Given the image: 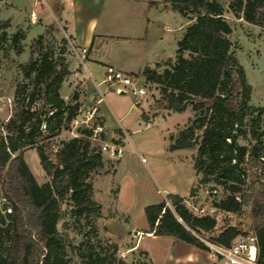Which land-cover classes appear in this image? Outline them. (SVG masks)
Returning <instances> with one entry per match:
<instances>
[{
    "label": "trees",
    "instance_id": "trees-1",
    "mask_svg": "<svg viewBox=\"0 0 264 264\" xmlns=\"http://www.w3.org/2000/svg\"><path fill=\"white\" fill-rule=\"evenodd\" d=\"M162 2L189 23L178 41L174 60L146 66L136 76L158 86L160 96L154 109L182 113L192 108L194 118L177 136H170L169 149L197 147L194 169L200 176L199 183L215 184L224 190V196L215 203L217 209L244 211L236 197H244V179L249 175L254 187L249 225L257 237V264H264V184L257 172H248L259 167L264 174V161L260 160L264 141L261 134L257 135V123L264 109L247 104L250 86L234 56L229 38L232 27L220 1ZM232 6L247 22H264V0H233ZM14 39L17 41L19 35ZM63 42L67 44L66 39ZM39 43L42 44L41 39ZM54 55V50L48 49L40 53L39 59L30 57L24 72L32 89L22 104L16 101V109L4 124L6 135L0 137V183L14 203L13 213L6 218L0 216V264H69L65 243L58 233L62 204L71 201L72 217L76 220L91 214L99 217L102 209L91 198V175L104 167L103 153L92 140L93 129L83 127L76 136L63 141L54 158L43 143L69 129L81 112L78 92L69 101L60 94L69 69L64 58ZM23 87L18 85V98L24 93ZM253 112H257L256 127L249 130ZM143 118L149 121L145 113ZM97 123L104 125L103 119L95 116L94 124ZM101 137L105 138V134ZM240 138L249 142L241 143ZM29 148L36 149L40 164L50 177L45 184L38 183L25 160L24 153ZM167 200L171 207L166 200L145 207L147 233L171 236L203 250L209 247L202 239L230 246L243 233L238 226L226 223L219 233L211 235L217 226L215 217L193 214L179 195L169 194ZM75 225L78 226L77 221ZM117 251V244L97 250L83 243L79 247L81 264L151 263L117 260Z\"/></svg>",
    "mask_w": 264,
    "mask_h": 264
},
{
    "label": "rangeland",
    "instance_id": "rangeland-1",
    "mask_svg": "<svg viewBox=\"0 0 264 264\" xmlns=\"http://www.w3.org/2000/svg\"><path fill=\"white\" fill-rule=\"evenodd\" d=\"M219 1L224 7L225 18L232 27L229 38L233 44L234 56L242 67L246 82L250 86L247 104L250 107H263L264 109V22L251 24L244 19L241 12H236L232 6L233 0ZM41 4L42 2L39 0H0V137L6 135L4 124L16 109V101L19 100L22 104L25 94L27 96L32 89V82L24 72L30 57L33 55L39 59L41 52L53 49L54 57L64 58L67 65L66 61L75 53L70 37L59 27L57 22L51 20V24L45 26L41 18L31 19L32 11L36 10L40 13ZM185 22L184 16L173 10L166 14L162 20L165 28L164 35L169 43L168 55H172V58L175 57L177 48H175V38L183 34ZM16 34L19 35L17 41L14 39ZM39 39L42 44H38ZM63 39L67 40V44L63 42ZM87 65L90 64L87 63ZM142 82H144L143 79ZM19 84L24 86V93L18 98ZM145 84L148 88V95L139 106H145L142 111L151 121L147 123V120L141 115V109L137 112L131 110L126 117L121 118L119 124L124 135L118 131L115 137L124 144V156L118 163L119 160L108 158L104 154V167L91 175L92 184L96 179L94 183L96 191L94 193L93 186L91 198L98 204L101 202L104 205V211H100V216L104 214L107 218L115 221V224L102 225L100 216L96 217L95 214L82 216L76 220L72 217L71 201L68 200L62 204L63 214L58 224V233L65 243L69 264H81L79 247L83 243L93 246L97 250L117 244L118 251L115 254L117 260L135 262L142 259L150 261L146 252L138 248L132 250L134 244L129 242L127 232L123 229L133 230L135 228L136 230L148 227L145 207L160 200L161 195L158 192L160 188L176 192V195L190 196V191L196 181L193 164L195 151L192 149L178 151L176 154L170 155L166 146V136L170 133L177 136L183 128L190 124L195 113L191 107H189L190 110L183 113L174 114L154 109L156 99L160 96L158 86L153 83ZM71 85L73 84L71 83ZM105 86L106 84L102 85V90L112 106L121 108L125 105L124 108H126L132 96L129 94L120 95L116 92L115 87L108 88L107 92ZM81 90L82 88L79 87L68 89L65 86L62 94L69 96V99L65 98L69 101L74 92L80 94ZM37 103L41 104L40 101ZM88 111L81 110L79 122H72L69 129L63 130L59 136L48 137L43 141L52 158L63 141L76 136L80 129L87 127L82 119ZM250 117L249 130L253 126L256 127L257 112H253ZM109 124L113 129L118 126L113 119L109 120ZM257 133V135L261 134L264 141V113L257 123ZM198 137L201 140V134ZM239 141L244 144L249 142L242 138ZM94 146L97 149L101 143L95 142ZM193 149H196L197 152V147ZM24 157L39 184H45L50 180L40 164L35 148L27 149ZM115 168L116 172L114 173ZM197 186L198 188H195L194 191L197 192L199 189L202 191V194L198 195L200 197L197 200L198 204H189L186 201L185 204L195 215H210L217 219V226L211 235L219 233L226 223L238 226L243 234L252 231L249 225L251 223L249 210L231 213L215 207V203L224 196L222 187L215 184L205 187L199 184ZM214 188L218 190L216 195L211 194ZM189 201L191 202V199ZM192 205L203 207L204 211L196 212ZM76 221L78 226L75 225ZM142 233H135V235H142ZM211 235L205 234L206 237ZM143 243L149 246L153 244L148 238H145ZM121 251L126 252V258H121ZM209 252L212 253L210 249ZM254 252L255 250L252 249L253 255ZM216 258L220 263L226 264L220 257Z\"/></svg>",
    "mask_w": 264,
    "mask_h": 264
},
{
    "label": "crops",
    "instance_id": "crops-1",
    "mask_svg": "<svg viewBox=\"0 0 264 264\" xmlns=\"http://www.w3.org/2000/svg\"><path fill=\"white\" fill-rule=\"evenodd\" d=\"M39 1L42 2L40 13L34 10L38 18L43 20L45 26L51 24V20L57 22L74 44L75 53L66 61L69 74L64 78L60 89L61 94L65 86L68 89L71 87L82 88L79 98L80 108L81 110H95V116L103 119L105 138L108 140L116 139L115 136L118 131H121L124 135L119 124L121 118L126 117L131 110L132 112H137L140 109L143 116L144 112L142 109H145V106H139L140 103L135 105L133 97L130 98L126 108H124L125 105L121 108L112 106L102 90V85L106 84L104 82L106 72L109 68H112L138 77L142 81V78L136 75L144 67L174 60L175 57L172 58V55H168L169 43L166 35H164L165 28L162 24L164 16L172 9L170 7L165 8L162 0ZM153 1L159 4L152 6L150 3ZM185 20L186 26L189 20L187 18ZM182 35L175 38L176 52L178 41ZM87 63L91 66L87 65ZM108 88L111 89L113 87L106 84L105 91L107 90L108 92ZM119 94L126 95L124 93ZM62 96L69 99V96H64L63 94ZM187 110L190 109L188 108ZM112 119L117 122V128L113 129L110 127L109 120ZM150 121H147V123ZM172 134L170 133L166 136V146L170 155L176 154L178 151L191 149L196 152V149L193 148L171 151L169 146ZM195 152L193 154V164ZM115 172L116 168L114 169ZM195 174L196 181L190 191V196L177 194L189 204H198L197 200L200 198L198 195H201L202 191L200 189L197 192L194 191L196 190L195 188H198L197 185L207 186L199 183L200 176L196 170ZM95 191L94 186V193ZM158 192L161 198L156 203L161 202L169 194L176 195V192L174 193L167 189L160 188ZM116 195L117 201L118 193ZM189 199H191V202ZM99 204L102 206L101 210L104 211V205L101 202ZM100 219L102 225L115 224V221L109 217L107 218L104 214H101ZM148 229L149 227L123 230L127 232L130 240L128 241L134 244L132 250L138 248L146 252L153 264H222L209 250L200 249L171 236L151 235L147 233ZM131 232L132 234H130ZM135 233H142V235H135ZM145 238H148L153 244L149 246L143 243Z\"/></svg>",
    "mask_w": 264,
    "mask_h": 264
},
{
    "label": "built area",
    "instance_id": "built-area-1",
    "mask_svg": "<svg viewBox=\"0 0 264 264\" xmlns=\"http://www.w3.org/2000/svg\"><path fill=\"white\" fill-rule=\"evenodd\" d=\"M31 19L36 20L38 18L35 11L31 12ZM104 82L109 86L115 87L118 93L129 94L134 99V104L137 105L142 102V100L148 95V88L144 82L138 77L131 74L125 73L120 70L109 68L106 72ZM80 114L75 119L74 122L78 123L80 120ZM95 110L88 111L84 115L82 122L86 124L87 127L93 129L92 140L94 142H100V150L108 158L120 160L124 156V144H122L119 139L102 138L101 134H105L104 125L101 123L94 124ZM230 142V139H228ZM261 161H264V156L260 157ZM145 161V159H143ZM250 172H257L260 178V182L264 184V174L262 169L259 167L256 170H250ZM243 195H238L237 200L242 203L243 209H251L254 195V187L252 186L249 175L244 179L243 185ZM218 193L217 188L211 191V194L216 195ZM167 204L171 207V202L165 197ZM196 212H203V207H197L192 205ZM14 212V203L10 197L3 191L2 183H0V216L7 217L8 214ZM202 239V238H201ZM203 242L209 247L213 255L223 259L226 264H257L258 259V248H257V237L253 231L247 234H240L237 236L230 246H224L212 243L206 239H202ZM252 249L255 250L254 255L252 254ZM122 259L126 258V252L122 251L120 253Z\"/></svg>",
    "mask_w": 264,
    "mask_h": 264
}]
</instances>
